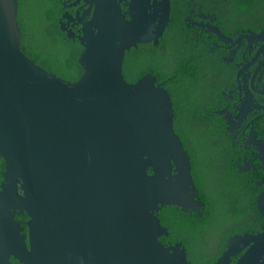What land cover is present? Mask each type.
<instances>
[{
  "label": "water",
  "instance_id": "obj_1",
  "mask_svg": "<svg viewBox=\"0 0 264 264\" xmlns=\"http://www.w3.org/2000/svg\"><path fill=\"white\" fill-rule=\"evenodd\" d=\"M87 4L84 73L71 82L25 55L19 0H0V264H193L183 243L160 241L169 234L161 208L201 216L204 205L172 95L151 73L136 83L124 75L128 50L158 44L172 1ZM206 26L225 43L264 39V30L233 41ZM256 206L264 215V192ZM23 214L28 234L15 219ZM240 251L234 264H264V229L229 236L214 264Z\"/></svg>",
  "mask_w": 264,
  "mask_h": 264
},
{
  "label": "trees",
  "instance_id": "obj_2",
  "mask_svg": "<svg viewBox=\"0 0 264 264\" xmlns=\"http://www.w3.org/2000/svg\"><path fill=\"white\" fill-rule=\"evenodd\" d=\"M170 1L172 16L158 44L141 43L128 50L124 75L130 83H136L147 73L155 76L157 82H164L174 102L176 131L192 159L198 200L204 204L201 216L192 210L184 212L177 206L161 208L157 216L167 227L169 235L161 237L160 241L164 245L183 243L188 250L187 258L193 264H212L225 249L227 237L242 234L243 230L255 229L257 232L262 228L264 216L259 215L256 206L262 189L255 185L251 174L239 172L229 152L223 151L227 147L224 124L221 117L212 112L215 99L221 96V92L209 79V72H212L210 61L215 57L207 49L199 47L195 50V39L184 23L194 0ZM19 4L21 47L25 55L53 75L77 81L84 73L78 63L83 49L66 39L61 30L58 20L63 11L58 0H19ZM232 4L229 12L233 18L252 12L264 15L261 10L264 0H234ZM216 63L219 65L221 59L218 58ZM217 142H221L220 148L215 151ZM212 158L217 159L212 161ZM4 170L2 160L1 180ZM206 174L209 180L217 181V188L212 187L216 191L214 194H210L205 186L208 182ZM249 217L250 221L242 222ZM252 217H255L254 223ZM213 235L222 237L214 255L195 253L194 249L207 245L206 238Z\"/></svg>",
  "mask_w": 264,
  "mask_h": 264
},
{
  "label": "flooded vegetation",
  "instance_id": "obj_3",
  "mask_svg": "<svg viewBox=\"0 0 264 264\" xmlns=\"http://www.w3.org/2000/svg\"><path fill=\"white\" fill-rule=\"evenodd\" d=\"M87 1L90 0H58L63 11L58 20L61 30L64 32L66 39L83 49L79 53L78 63L81 53L85 50L79 37L84 35V23L91 18V16L84 17L85 11L89 8ZM233 1L194 0L184 23H186L192 37L195 39V43H193L195 44V50L199 47L202 50L207 49L215 57L210 61L212 72H209V79L213 86L219 88L221 92V96H217L215 99V109L212 112L219 115L224 124L223 136L227 138V147L223 151L229 152V157H232L231 159L235 162L239 172L251 174L255 180V185L261 188V193H263L264 39L253 40L252 42L241 39V43H225L216 35L208 32L206 26L210 24L218 27L228 39L233 41L248 34H261L264 30V15L259 12H252L251 14H240L233 18L229 12ZM128 3H121V8L126 12L127 17ZM261 10H264V5ZM175 12H178V9ZM69 33L73 35L69 36ZM218 58L221 59L219 65L216 63ZM220 143L215 144V151L219 150ZM228 146L230 147L229 150ZM216 159L212 158V161ZM217 162L221 164V161L217 160ZM215 172L217 171L215 170ZM202 178H204V175H202ZM207 179L208 182H205V186L208 187L210 194H214L216 191L213 188H217L215 184L217 181L216 179L211 181L208 177ZM18 193L22 194L20 190H18ZM259 215L263 214L259 213ZM15 219L20 223L21 232L28 234L29 228L25 224L28 219L27 215H16ZM250 219L249 217L242 222L250 221ZM253 221H255V217H252L251 222L254 223ZM25 229L26 231H24ZM261 229H264V225ZM247 231L243 230V233ZM248 232L256 233L255 229ZM206 239L208 244L202 245L201 253L205 256L214 255L213 253L219 248V241L222 237L213 235ZM227 239L228 237L225 239V249ZM225 249L221 251V255ZM242 253L244 251H240L239 254L232 257L231 264H234L243 255ZM11 263L17 264L18 262L11 259Z\"/></svg>",
  "mask_w": 264,
  "mask_h": 264
},
{
  "label": "rangeland",
  "instance_id": "obj_4",
  "mask_svg": "<svg viewBox=\"0 0 264 264\" xmlns=\"http://www.w3.org/2000/svg\"><path fill=\"white\" fill-rule=\"evenodd\" d=\"M195 250V253H197V251H200V253H201V248L199 249L198 247L196 248V249H194Z\"/></svg>",
  "mask_w": 264,
  "mask_h": 264
}]
</instances>
